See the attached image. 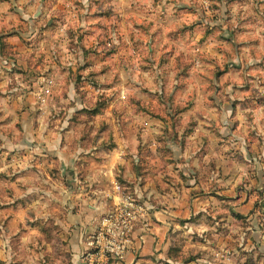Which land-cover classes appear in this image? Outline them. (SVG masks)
I'll return each mask as SVG.
<instances>
[{
  "label": "clouds",
  "instance_id": "9594fccd",
  "mask_svg": "<svg viewBox=\"0 0 264 264\" xmlns=\"http://www.w3.org/2000/svg\"><path fill=\"white\" fill-rule=\"evenodd\" d=\"M0 264H264V0H0Z\"/></svg>",
  "mask_w": 264,
  "mask_h": 264
}]
</instances>
